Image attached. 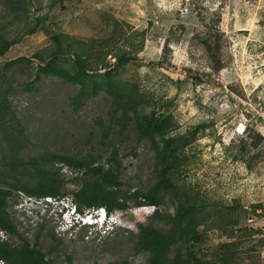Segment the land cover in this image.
Returning a JSON list of instances; mask_svg holds the SVG:
<instances>
[{
	"label": "rangeland",
	"instance_id": "374dc122",
	"mask_svg": "<svg viewBox=\"0 0 264 264\" xmlns=\"http://www.w3.org/2000/svg\"><path fill=\"white\" fill-rule=\"evenodd\" d=\"M0 36L15 41L6 50L0 43L1 172L10 135L23 129L24 158L41 143L105 159L114 143L125 187L150 189L160 172L152 142L179 137L168 179L201 232L195 251L243 242L249 255L230 264H264V0H28L17 12L0 0ZM78 64L106 75L111 88L81 95L70 80ZM42 65L58 74L35 79ZM201 74L205 85L193 80ZM117 97L159 117L161 129L138 140L131 124L102 141ZM46 168L70 201L81 173ZM50 199L19 193L8 208L19 235L46 260L146 264L132 246L150 208L113 213V226L99 234L70 229ZM173 206L165 200L161 208ZM7 238L18 241L0 232Z\"/></svg>",
	"mask_w": 264,
	"mask_h": 264
},
{
	"label": "trees",
	"instance_id": "16d2710c",
	"mask_svg": "<svg viewBox=\"0 0 264 264\" xmlns=\"http://www.w3.org/2000/svg\"><path fill=\"white\" fill-rule=\"evenodd\" d=\"M56 1L62 3L64 0ZM27 2L28 0H3V5L17 12ZM14 42L0 36L2 50H6ZM206 44L207 42H204V45ZM57 74L58 72L48 65H42L38 66L34 78L40 79L42 75ZM208 79L209 76L206 74L193 78L199 85H205ZM70 80L79 86L80 93L84 96H95L99 91L109 90L112 86L106 75L89 73L80 64L70 75ZM111 106V115L103 131L102 141L108 139V134L114 128L122 131L131 124L135 127L138 140L151 138L150 134L154 130L161 129L162 121L159 117L139 114L134 104L126 97L114 98ZM21 130L23 129L10 135L11 140L7 148L9 158L7 163H4L7 170L5 173L0 171V232L18 239L17 242L8 238L0 240L1 264H53L51 260L45 259L36 243L30 245L19 235L8 208L10 202L13 205L17 203L19 193L30 199L46 197H51L55 201L67 199L61 186L54 182L51 172L46 168L55 165H67L81 173L79 187L71 193L70 199L72 206L80 214H92L93 211L102 208L108 215H113L132 207L154 206L147 220L137 224L136 232L133 233L132 250L144 256L146 264H230L241 256L249 255V250L241 248L243 242L234 241L217 249L207 250L205 254L195 251L194 244L200 242L201 232L197 230L193 211L183 209L180 196L174 188L171 189L168 179L170 167L178 159V147L181 144L179 137L162 136L159 142H152L160 165L157 168L156 164V169H160L157 183L150 189H133L125 187L122 181L123 166L114 143H111L112 147L105 159L92 154L64 153L57 147L49 149V146L41 143L37 147L38 153L24 158L20 152L29 141L22 136ZM165 200L174 205L172 212L161 208ZM65 260L67 264H75L70 255H66ZM109 264L128 263L122 261Z\"/></svg>",
	"mask_w": 264,
	"mask_h": 264
},
{
	"label": "clouds",
	"instance_id": "9594fccd",
	"mask_svg": "<svg viewBox=\"0 0 264 264\" xmlns=\"http://www.w3.org/2000/svg\"><path fill=\"white\" fill-rule=\"evenodd\" d=\"M51 197H46V202L48 204L52 203ZM30 199V198H29ZM39 200V199H38ZM55 201V200H54ZM56 205L61 206L63 209L60 214H67V220L69 222V228L76 227H87L95 231L96 233H103L108 231L109 228L113 226L112 215H108L106 211L102 208L93 211L92 214H80L75 210L74 206L68 199L56 200ZM138 208H150L151 213L154 210V206H142ZM82 224V225H81ZM69 229V230H70Z\"/></svg>",
	"mask_w": 264,
	"mask_h": 264
}]
</instances>
